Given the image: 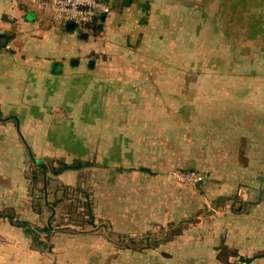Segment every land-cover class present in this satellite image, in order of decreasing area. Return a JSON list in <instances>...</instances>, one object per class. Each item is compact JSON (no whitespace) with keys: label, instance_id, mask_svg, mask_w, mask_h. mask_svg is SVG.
I'll list each match as a JSON object with an SVG mask.
<instances>
[{"label":"crops","instance_id":"0c3cea01","mask_svg":"<svg viewBox=\"0 0 264 264\" xmlns=\"http://www.w3.org/2000/svg\"><path fill=\"white\" fill-rule=\"evenodd\" d=\"M111 2L112 11L101 24L146 25L150 32L145 37L158 41L163 57L175 60L173 67L159 66L154 82L144 78L145 119L150 121L151 104L182 105L183 75L187 79L190 74L185 80L190 105H223L215 110L221 111L218 117L212 108L200 117L223 122L215 135L222 147L191 150L192 165L217 173L211 181L217 198L230 197L225 195L239 186L237 200L259 199L245 209L219 208L195 223L189 237L183 238L184 231L181 239L155 240L140 250L120 248L97 230L54 226L50 193L45 190L42 202L38 195L46 182L30 176L44 158L68 166L51 175L49 185L95 182V217L115 221L126 213L128 225L134 226L166 218V208L158 215L151 211V133L148 128L140 141L134 130H126L132 144L122 150L118 122L135 116L113 106L125 101L120 88L135 91V83L103 80L104 67L87 58L96 53L88 31L55 24L29 0H0V264H264V192L259 197L264 189V0H119L117 9ZM167 71L178 74L173 84L161 76ZM97 73L99 79L92 77ZM167 82L179 91L166 98ZM154 88L161 91L158 100L151 96ZM208 133L209 128L203 135ZM140 154L146 166L135 167ZM124 161L130 166L117 171ZM154 161L152 166H168L161 158ZM121 178L142 181L140 193L124 198L126 212L123 199L109 192V185Z\"/></svg>","mask_w":264,"mask_h":264},{"label":"rangeland","instance_id":"374dc122","mask_svg":"<svg viewBox=\"0 0 264 264\" xmlns=\"http://www.w3.org/2000/svg\"><path fill=\"white\" fill-rule=\"evenodd\" d=\"M142 18L144 17L142 16ZM148 28V26L141 24L124 25L119 28L113 22L101 24L99 29L88 31L89 41L94 42L96 45V53H90L87 58L93 64L104 67L102 73L104 81L112 82L114 77H116L120 81H133L135 83V91H132L129 86L126 87L125 91H123L122 87L120 88V92L125 94V101L121 100L120 104L122 105L113 106L119 109L120 112H123L122 109H124V111L130 112L135 116L134 121L118 122L119 129L122 130L120 132V138L121 136L123 137L120 142H122V150L127 151L126 146L132 143L126 130H134L132 134L139 137H133L134 140L138 138L141 141L143 133L144 136H147L146 130L148 128L150 129L152 161L150 167H148L151 171V181L149 184L151 198L155 204H152L151 211L152 215H158L159 209L162 211L163 208H166V211L168 210L167 217L161 218L160 222L149 225L143 224L141 221L140 225L135 226L128 225L126 213L123 214V218L115 219V221L110 218H105L102 215V217L98 218L95 217L93 212L92 193L95 182H86L87 184L84 183L81 186L79 184L76 185L81 190L74 189L76 186L65 189L63 184L60 183L49 185V179L53 175L50 168H61L63 161L60 159L44 158L45 170L35 166V175L33 171V174L30 172L32 178H37L40 182L44 179L46 182L44 185H40L38 195L40 202H42L44 193H46L45 190H47V194L50 193L49 204L54 206V214L50 216V219L52 218L51 222L54 226H69L77 230H97L107 240L118 242L120 248L130 247L131 249L139 250L144 246H152L150 242L155 240L167 241L173 240L176 237L181 239L180 236H182L184 231V235H186L183 238L189 237L192 232L190 228L195 223L201 220H207L209 215L214 214L219 208L221 211H229L230 209L239 210L242 205V200H237L241 196L238 194L239 186H237L228 195H225L236 197L234 205H232L231 199L225 198L218 203L216 208H213L217 195L214 193L211 181L217 173H213L211 170L198 167L197 165H192L191 150L205 149V147L211 150L215 147H222L221 142L218 141V138H215V135L218 133L217 130L219 128H223V122H219L218 120L211 122L200 117H202L201 114H204V116L207 114L208 108L214 109L213 112L216 115L213 117H218L217 112L221 111L215 110L217 108H223V105H190V89L185 87L187 86L185 85V80L190 79V74H188L187 79L185 78V74L183 75L184 84L181 90L183 104L180 105L182 110L178 109L180 108L178 104L175 105L173 103H167L161 106H158L157 103L151 104L150 121L148 122L145 119L148 116L141 98L144 78L150 77L151 82H154L156 80L155 77L160 74L158 69L160 65L170 64L169 66L173 67L175 62L174 58L169 59L163 57L162 52L158 48V41H149L148 36L147 38L145 37V33L148 34L150 32ZM153 28L154 26H152L151 31H153ZM109 66L113 69H108ZM144 66L145 68L150 66L155 71L151 70L150 73L142 72ZM163 75L172 84L174 81L176 82L178 76V74L170 71H167V73L164 72L161 76ZM92 77L99 79L100 74H94ZM172 84L167 82L166 98L174 96V92L178 93L179 91L178 89H174ZM105 90L106 92L112 91L111 88H105L104 92ZM151 96L158 100V96L160 97L162 94L158 88H154L151 89ZM199 97L202 96L200 95ZM199 102H201V99H199ZM91 107L93 108L94 105ZM143 115H145L144 118ZM111 123L115 124L114 121ZM208 128L209 133L206 136L203 135ZM210 128H215L212 133H210ZM111 140L110 142H116V134L112 135ZM116 155L119 156L117 153ZM135 156V167L146 166V157L142 160V154ZM156 157L161 158L162 163L168 166H152L153 162H155L154 158ZM123 163L125 165L120 164L117 171L125 170L124 168L130 166L128 165L130 163L126 161ZM130 169L131 167L128 168V170ZM174 171H193L202 178L194 183H183L173 177ZM118 182L117 185L114 183L109 185L111 186L109 192L115 193L116 191L118 197L123 199V201H120V205L124 207L122 211L126 212V204L128 202L124 198L134 192L140 193L142 181L135 183L132 180L129 181L127 178H121ZM159 189L162 192L160 196L157 195ZM88 202L91 204V211L94 216L93 225L85 222L87 220L86 203ZM140 203H142V200H140ZM113 211L114 209L108 210V212ZM156 219L158 220L159 218L156 217ZM129 240H135L136 243L127 245Z\"/></svg>","mask_w":264,"mask_h":264},{"label":"built area","instance_id":"2783aa9c","mask_svg":"<svg viewBox=\"0 0 264 264\" xmlns=\"http://www.w3.org/2000/svg\"><path fill=\"white\" fill-rule=\"evenodd\" d=\"M46 13L55 24L63 27L72 22L76 31H88L87 26L98 23L112 11L111 0H29ZM173 177L183 183H194L202 177L193 171H174Z\"/></svg>","mask_w":264,"mask_h":264},{"label":"trees","instance_id":"16d2710c","mask_svg":"<svg viewBox=\"0 0 264 264\" xmlns=\"http://www.w3.org/2000/svg\"><path fill=\"white\" fill-rule=\"evenodd\" d=\"M100 27H101V20L98 23H93V24L87 26L88 31L97 30ZM38 167L43 169V170H45V168H46V166H45L43 161L38 162ZM66 167H68L67 164L62 163L61 164V168L57 169V168L51 167L50 170H51L52 174H56V173L62 171L63 169H65ZM33 173H34V171H33ZM34 175H35V173H34ZM63 186H64L65 189H68L70 187V186H66V185H63ZM74 189L81 190L79 188V186L74 187ZM50 205H51L52 210H53L54 206L52 204H50ZM86 207H87V214H86L87 215V220H85V222L90 224V225H93L94 216H93V213L91 211V204L89 202L86 203ZM18 223H20L24 227L27 226V223L25 221L18 222ZM46 229H48V228H46ZM26 231L33 234V232L31 230L27 229V228H26ZM240 259H242L245 263H247L249 261L248 258H240ZM227 264H230V263H227Z\"/></svg>","mask_w":264,"mask_h":264},{"label":"water","instance_id":"95a60500","mask_svg":"<svg viewBox=\"0 0 264 264\" xmlns=\"http://www.w3.org/2000/svg\"><path fill=\"white\" fill-rule=\"evenodd\" d=\"M118 3H119V0H114V5H113V7H114L115 9L118 8ZM103 19H104V18H102L101 20H103ZM65 28H66L67 30H74L75 26H74V24H73L72 22H68V23L66 24ZM80 36H81V37H85V36H87V33H86V32H80ZM1 37H3L2 34H0V38H1ZM26 149H27V152H28V155H29L30 159L32 160L33 163H35L36 160H35V158L32 156V154H31V152H30V149H29V147H28L27 145H26ZM262 192H264V189L261 190V192L259 193V197H260V195L262 194ZM222 198H224V196H219V197L216 199V202H215L213 208H216V207H217V205H218L220 199H222ZM225 198H229V199H231V201H232V205H234V203H235V201H236V200H235V197L230 196V197H225ZM258 199H259V198H258ZM258 199H257V200H248V201H244V202L242 203V209H245L247 204H250V203H257ZM39 249H40V248H39Z\"/></svg>","mask_w":264,"mask_h":264}]
</instances>
